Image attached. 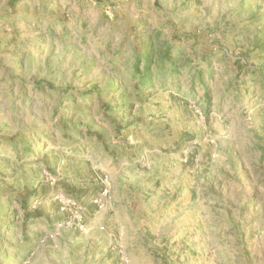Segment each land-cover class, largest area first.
Listing matches in <instances>:
<instances>
[{
	"label": "rangeland",
	"instance_id": "1",
	"mask_svg": "<svg viewBox=\"0 0 264 264\" xmlns=\"http://www.w3.org/2000/svg\"><path fill=\"white\" fill-rule=\"evenodd\" d=\"M0 264H264V0H0Z\"/></svg>",
	"mask_w": 264,
	"mask_h": 264
}]
</instances>
